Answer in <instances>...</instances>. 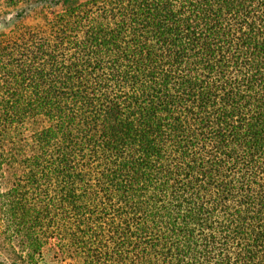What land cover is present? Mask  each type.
Listing matches in <instances>:
<instances>
[{"label": "trees", "instance_id": "1", "mask_svg": "<svg viewBox=\"0 0 264 264\" xmlns=\"http://www.w3.org/2000/svg\"><path fill=\"white\" fill-rule=\"evenodd\" d=\"M2 231L0 264H264V0H0Z\"/></svg>", "mask_w": 264, "mask_h": 264}, {"label": "rangeland", "instance_id": "2", "mask_svg": "<svg viewBox=\"0 0 264 264\" xmlns=\"http://www.w3.org/2000/svg\"><path fill=\"white\" fill-rule=\"evenodd\" d=\"M8 243H9L8 235H6L3 231L0 232V254L1 256H6V254L10 250ZM47 261L49 262L48 264H73L70 260H67L66 262H56L53 260H47Z\"/></svg>", "mask_w": 264, "mask_h": 264}]
</instances>
